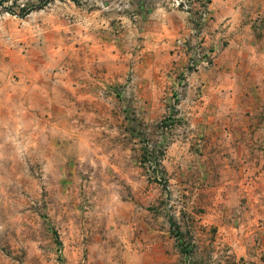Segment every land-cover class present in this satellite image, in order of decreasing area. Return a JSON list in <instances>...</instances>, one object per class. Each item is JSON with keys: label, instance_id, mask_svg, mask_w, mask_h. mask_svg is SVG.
<instances>
[{"label": "rangeland", "instance_id": "rangeland-1", "mask_svg": "<svg viewBox=\"0 0 264 264\" xmlns=\"http://www.w3.org/2000/svg\"><path fill=\"white\" fill-rule=\"evenodd\" d=\"M188 1L192 15L208 2L211 16L217 0ZM227 1L241 36L264 44V0ZM178 14L187 18L175 0H0V99L13 95L0 101V264L122 261L149 221L159 260L180 264L187 243L191 264H231L227 243L191 226L205 178L252 183L241 200L264 239V96L253 91L262 109L240 112L228 152L198 155L202 137L159 79L185 62L173 53ZM31 90L46 92L49 108L22 106ZM249 116L262 129H241ZM238 140L255 157L230 151Z\"/></svg>", "mask_w": 264, "mask_h": 264}, {"label": "crops", "instance_id": "crops-1", "mask_svg": "<svg viewBox=\"0 0 264 264\" xmlns=\"http://www.w3.org/2000/svg\"><path fill=\"white\" fill-rule=\"evenodd\" d=\"M236 12L237 9H233L227 0H217L213 4L212 19L203 27L202 33L207 49L221 42L222 49L211 68L190 75L191 86L180 98L176 94L179 73L177 77L169 71L159 76V79H167L165 83L169 85L166 88L167 98L170 100L167 104L179 111L181 121L195 128L194 136L202 137V149L197 154L206 159L219 158L223 152H228L225 147H230L235 142H231L230 138L233 124L240 123L243 118L240 112H245L247 108L255 111L262 109V101H254L252 93L255 91L264 96V67L263 72L258 73L262 66L259 62L264 60V51L261 49L264 44L249 41L245 34L241 36L242 30L234 21ZM178 17L181 34L187 36L189 42H194L195 37L190 34L191 21L183 14H178ZM199 87L201 93L197 95ZM20 97H25L21 105L32 111H43L44 106L49 103V97L44 91L31 90L23 92ZM2 98L0 101H4L5 106L13 101L12 93H6ZM28 99H36L38 103L35 106L28 105ZM174 101L177 106L173 105ZM35 116L39 120L38 113ZM248 119L250 121L247 123L241 122V129H262V123H257L252 116ZM33 125L38 127L40 124L35 121ZM253 140L256 141L255 138ZM196 141L200 142L197 138L191 140L193 145ZM241 143L243 140H238L237 146L229 150L237 153L238 158L255 157V151L247 150L246 146L240 147ZM194 151L195 149L191 150L189 154H194ZM210 170L207 168V173ZM239 170V175L243 171L245 175L250 174L246 173L247 168ZM203 180L204 183H199L198 208L191 218L194 233L203 239L210 232L215 243H227L231 249V264H264V239L255 238L258 228L253 225L260 217L254 219L247 214L248 201L241 200L244 197L243 191L251 188L252 183L240 182V179ZM148 227L149 232L143 231L137 236L132 252L128 251L129 248L122 252L123 262L119 258H110L109 264H174L171 253H163L164 260H159L156 247L158 232L153 221H149Z\"/></svg>", "mask_w": 264, "mask_h": 264}, {"label": "built area", "instance_id": "built-area-1", "mask_svg": "<svg viewBox=\"0 0 264 264\" xmlns=\"http://www.w3.org/2000/svg\"><path fill=\"white\" fill-rule=\"evenodd\" d=\"M208 1V0H207ZM211 1V0H210ZM175 7L191 21L190 34L195 37L194 42H189L187 36L176 40V47L173 50L175 56L186 55L184 65L180 69L177 82V96L180 98L182 93L191 86L190 75L202 70L211 68L214 60L222 49V42L214 45L213 48L207 49L205 38L203 36V27L210 19V4L204 2L203 6L197 9V14L192 15L191 7L188 0H175ZM201 93V87H199ZM183 246V258L180 264H191V246L187 243Z\"/></svg>", "mask_w": 264, "mask_h": 264}]
</instances>
